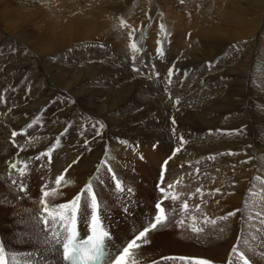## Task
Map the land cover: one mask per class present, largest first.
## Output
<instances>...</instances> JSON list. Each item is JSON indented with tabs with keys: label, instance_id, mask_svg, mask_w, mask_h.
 Here are the masks:
<instances>
[{
	"label": "bare ground",
	"instance_id": "6f19581e",
	"mask_svg": "<svg viewBox=\"0 0 264 264\" xmlns=\"http://www.w3.org/2000/svg\"><path fill=\"white\" fill-rule=\"evenodd\" d=\"M4 1L0 0V22L4 25V27L0 28V35L4 34L10 37H12L13 34L14 36L17 35L21 38L20 40H24V42H26L24 44L27 45L28 43H30L33 47L32 49H34V54H36L37 56V60L40 62H44L46 55H48L49 53H54L57 49H60L63 46H68L71 44L76 45L75 43L78 44L82 43L83 41L86 42L85 40H88V42L89 40H94L95 37H101L103 35L107 36V34L109 33L108 28H110L109 31L114 30L117 37L118 35L122 37L128 30L135 29L139 25L140 22L138 21V18L139 16L142 17L143 10L147 11L149 9L148 5L150 0H133L136 4L135 8L131 6L134 5L130 4L131 0H112L114 4L116 3V6L114 7H106L107 3L110 0H86V3H83L79 0H44V4L46 6L40 7L25 5L22 7L15 6L14 8H11V6L8 5L9 2L4 3ZM190 1L204 2L207 3V5L210 2V0ZM246 1L244 0V2L242 3L238 0H217L213 2V5L216 6V10H214L216 15L219 14L221 19H227V22L232 21L230 23H233V20L234 22L237 21L238 24H241L240 26L238 25V27H240L239 29H242L240 34L249 36V34H255L257 33V31L252 29H256V27L253 26V16H249L253 15V10L248 8L249 4H251L254 0ZM256 1H259L261 4H256L255 7L261 9L262 2L264 3V0ZM125 4H129L128 7L124 8L125 10H123V13H126L124 14L123 18L122 16H119L126 22L128 27L122 28L119 26L120 21L117 18L118 13L116 12V10L119 6L122 7L123 5L124 7ZM244 5H247L248 7ZM147 7L148 9H146ZM203 7L205 9V4ZM181 18L180 16H177V21L173 24V28H176V30L174 31L176 36L181 35L180 32L185 33L184 31L182 32V29H185L187 27L184 23L185 21L183 22V18ZM203 19L205 18L198 19V21L195 22L196 25L190 27H194V31L196 30L199 33H203L200 36L202 37V39H204V44L207 45V47H209V50H211L212 52L216 49L217 46L218 49L222 48L226 43L225 40L230 39V33L225 28H222L221 24L218 25L215 21L214 23L212 20L205 22ZM260 19L262 18L260 17ZM238 20L240 21V23ZM237 22L235 24H237ZM224 29L226 30V32H224ZM236 29H234L233 31H240ZM109 34L112 35V33ZM233 34L234 33L232 32V34L230 35ZM153 36L151 35V33L148 36L150 41L152 42L155 41ZM261 36L264 39V35ZM252 37L253 36H251V38ZM122 41L123 39H121L119 42L121 46L123 44ZM230 43L231 42L226 43L225 45H229ZM259 46L261 45H258L257 47ZM173 48H176V45L175 47L173 46ZM243 48L239 49L245 50V48ZM261 50L263 51L264 48ZM249 51L250 49L246 52ZM263 54L264 53L262 52V55ZM255 58L256 56L254 57V59ZM260 58H256V60H259ZM82 59L81 61H83ZM33 60L34 59L30 57L26 58V56H24V58L22 59V61L26 63L25 65L28 67V69H31L33 67ZM86 60L83 63L80 62L82 66H80V70L77 72L75 71V69L70 71H65L64 69L61 71L60 69H57L55 65L53 66L52 70L53 74H50L49 77H46L48 82L52 81L50 85H48V83H44L42 84V86L39 85V88H32L35 91V93L32 95L27 89V93L29 95L28 101L25 103V105L23 104V106L17 108L23 111L22 115L24 121L32 117V115L29 113L30 109L34 108L36 110L41 105L45 106L47 109L51 105V102H56V100H58V104L57 108H53L54 106L52 108H49L51 110L52 117L49 122V126H46L48 127L47 130H44V133L43 131H41V136L39 135L41 139H34V144L31 143L34 146L32 147V149H30V151L28 149L32 145H30L29 147L25 146V156L23 158L21 157V159L26 160L28 156V158H30L39 155H34L35 152L34 154H31V152L36 147H39L38 149H40L41 147L45 146L44 144L48 142L47 140L50 141L51 137L61 136V133H64L62 137L66 139L68 138L69 140L66 141L69 142L67 144L65 143L64 146H60L62 143H64L65 140H63L62 138V143L59 145L57 150L56 160H58L57 162H60L59 160L63 158V160L72 164V168H70V171L67 173V175L64 174L66 175L67 180L72 181V183L67 184L61 190H59L62 195L52 201V203H64L63 201L71 197L73 192L75 191V188L78 187L83 180H85V177L88 176V173L93 177V179L96 176H99L100 179L101 177H103L104 179L105 176V178L107 179V176L111 174L107 172L105 167H102L100 171L97 172V166L100 165L104 160H106L108 162V165L111 166L110 163H112V161L109 156L111 154H116L114 162L118 166V168L113 165L116 169L111 166L112 171L119 177L120 181L121 179L124 180V184H127V187L131 186V189L136 191L135 197H133L132 192L129 193L127 191V193H123L122 195L114 193V185L106 186L103 191H97L94 189L97 195V199L100 203V216L103 219L106 228L109 229L112 233L110 245L112 246V250H114V248L118 247L119 249L122 246H125L129 240L134 238L139 230H142L143 227L148 224V222L155 216V200L163 199L164 195L160 191L152 189L150 179L152 178V163L156 165V168L160 170V172L167 167V165H164L165 157L160 156L163 155L164 152L163 154L159 151L154 153L152 151L150 152V150L147 149L148 161L142 163L138 160L136 161V159L133 158L135 157V154L133 153L134 147L137 148L138 146L140 149L144 150L148 148V146L150 147L151 144L159 143V145H163L164 147L166 144H173L175 145L176 149L178 147H181L180 137L182 133H184L185 135L183 136V139H185L183 140V143L188 146H185L184 148H182V146L181 151L176 153L175 156H171L172 158L169 159V164L172 167H175L176 171L182 172H178L177 175L173 176L169 174L167 180L165 173L163 183H161L160 181V173H158L159 176L156 178L161 187L167 188L168 184H175L176 186L172 191L173 194L179 195V199H177L175 202H173L171 199L163 201L164 204L162 203V205L165 207L166 214L169 217L168 222L165 225L159 226L156 230L150 232L147 237L150 243L144 245L135 253V255L137 259H139L140 264H152L154 260L160 261V264H180V262L163 261L160 259L161 257L165 256L205 258L213 261V264H227L231 248L233 244H236L237 242V236L243 235L241 233V228L245 226L242 224L241 214L237 213L236 216L231 217L228 221L218 220L216 226L205 224L203 221L205 216L209 220H214L218 217L226 215L228 212H232L235 209L241 208L246 199H248L250 202L252 199H259L258 197H251V192H264V185L261 183V181L252 179L254 177L264 178V176L261 175V173L264 174V143L263 140L252 142V137L257 131L256 128L264 124V111H260L261 109H257L256 111L255 109V103L258 102L260 98L252 100V97L254 95L256 96L259 94L258 89H254V87L257 86V82L253 86L254 78L257 77L255 76V74H257L258 71L256 72L254 70L252 74V70H247V67L249 66L246 67V65H244V67L240 70L234 69L235 72L239 71L241 75L239 73L232 72L233 74H237L238 76L240 75L237 79L235 78L237 75L235 77L233 75V77H230L229 79L226 75L227 80L223 81L222 79L220 83L218 82V78L214 77V74L213 78L214 80H216V84L219 83L218 85H215L216 87L219 86L220 88L216 91V97H213L211 95L213 86H209L208 83L207 85L209 87H207L205 91H203L204 89L200 88L203 86L194 87V95L190 94L193 101L190 102V104H188L187 106L182 103L185 107V115L180 109L176 114H174L173 111L176 112L177 109L176 105L174 106L165 104L163 103L164 99L160 98V100H163L162 102L158 99V97L148 98L143 94L141 96L142 99L138 100V96H136L134 92L137 90L139 91V89L143 87L141 85L143 83L141 82H134V80L131 83L127 81L112 82L111 79V86H106V84L103 86L100 85V87L92 86L93 84H100L99 82H101L102 80L100 78L104 77V75L102 74L105 73V70L92 71L91 67H93V65H88V63L90 62H87L88 60ZM260 63L261 61L259 60L258 64ZM228 66L230 67V65ZM253 66L255 67L257 65L254 64ZM224 68L225 67H223L222 69L225 72L233 71L225 70L226 68ZM263 71L264 70H262V72ZM98 73L102 75L99 78L100 80H98ZM251 74L253 76H251ZM199 77L200 79L205 78L204 76V78H201V76ZM260 77H263L261 80L262 83H264V74H262ZM32 79L33 78L31 77L27 78L28 84H31ZM149 79L150 78H148V80ZM200 79L198 80L200 81ZM261 80L259 79L258 82H261ZM54 81H56L57 84H55ZM231 81L233 83L232 86L229 83ZM34 85L37 84L35 83ZM194 85L196 86V83ZM170 88L169 90H171ZM199 88L202 90L198 92ZM94 89H100L98 90L99 98H93L94 95L97 96V93L93 91ZM260 90L262 89L260 88ZM207 92L211 95V97L206 96ZM152 98L158 99L159 101L156 102ZM98 99H101V102ZM147 100L149 102L151 101L153 104L144 105L145 107H142L143 110L140 109L142 103L146 104L148 102ZM139 101H142V103H137ZM166 101H168V98ZM63 103L65 104L64 107H60ZM251 103H253V105H250ZM259 103L261 102L259 101ZM43 106L42 109L44 108ZM167 108L169 109L168 111L166 110ZM64 110H66V112ZM62 111L64 112L62 113ZM157 111L162 112L158 113ZM163 111L168 113L170 112L172 114L169 113V115H166ZM108 114H112V118H102L104 116H108ZM252 115H254V117H252ZM94 118H99L101 120V123L105 127L111 126L114 130L119 127L124 130V132L128 131V133L126 134L123 132H117L119 134L121 133L120 138H116L115 136H113L115 138L112 140L108 135H104V137L102 135H96L97 137L95 138L97 139L94 138V140H92L90 143L88 141L89 145L84 147V141L91 138V132L93 131L90 130L91 123L96 121ZM173 119L175 120V124L172 123ZM13 123L10 119H7L5 121L0 119V136L4 137L5 134L8 135V132L13 129V126L11 125ZM19 124H21V122ZM66 128L70 130L65 132ZM173 129H175V131H173ZM104 134L113 135V133L108 132V130L105 131ZM7 138H5V143H7V141L10 139L9 138L7 140ZM150 141L153 142L149 143ZM106 142L109 145L108 148H111V150H103V154L101 150L104 146V143ZM138 142L140 144H138ZM10 143L12 142L10 141ZM95 144L98 145L94 147L93 145ZM254 145H258V147H255ZM7 146L9 145H5L4 142L1 141L0 179H2L4 183H8V181L10 180L8 176L9 170L7 168V164L17 159L14 158L16 157L15 150L11 146V144V147ZM252 146H254V148H252ZM88 149L91 150L89 151ZM113 149H118V152L112 151ZM261 155L263 157H261ZM194 158L198 160V166H191V163H197L191 162L190 167L185 168L189 164L187 162L185 163L182 160L188 159L189 161H191ZM74 159L75 161H77V163L75 164H73ZM66 162L64 165H67ZM41 164H44L45 166L41 167ZM95 164L97 165L96 167H94ZM48 165L44 163V160L36 161L31 164L30 169L44 170ZM59 166L56 165L53 166V169L51 168L53 170H51L52 173L54 172V175L56 174L55 176L60 175V171L63 170L62 168L64 166H62V168H59ZM218 170L221 171V178H223L220 182L218 180V176H220L218 175ZM123 174L131 179L121 178L124 177ZM51 180L52 182H54L53 179ZM109 181H111V179ZM112 181L110 182V184L112 183ZM177 181L180 182L176 183ZM113 183L115 182L113 181ZM33 187L40 189L41 185H27L28 192L31 191ZM93 187H96L95 182ZM197 189L201 190L202 195L201 193L196 192ZM216 189H219V191L217 192ZM36 192L37 190H33L32 193H30L31 199L26 202L27 204H30L29 209L26 213L23 212L22 215L20 210L19 218L16 221L13 220V222H11L12 220L9 219L10 221L3 222V220L5 219L0 218V240L4 242L6 249L10 252L35 251L47 247L35 242L37 233L40 230L39 226L35 224V221L33 219V217L36 215L37 209L39 208V205L36 203V201H38L40 193L38 197ZM181 193L182 196L180 195ZM193 193H195V195H193ZM221 193L223 194L222 199ZM17 196H15V199L18 200L15 203V206H18L19 210L21 209V207H23L21 203H24L26 199L21 196ZM12 200L14 199L11 198V201ZM185 200L189 204V210L187 212H183L186 217L182 215L179 218L182 219L184 217L183 219L185 220V226L178 227L174 222L176 221V219H178V216L180 214H178L177 212H181V205ZM196 205L200 206V211H196ZM11 213H13V211ZM87 213L89 216L90 209H88L84 213V215L81 216L79 221L81 233L83 232L82 234H86L88 232V222L86 221L87 219H85ZM193 215L197 217L196 223L198 224V226L204 229L199 237H197L196 234L192 233L190 228L187 227V225L191 223L189 217ZM253 215H255V212H253ZM253 223H255L256 228L262 227L259 224L258 219L256 221H253ZM221 228L224 229L223 232L220 231ZM253 231L254 229L245 227L246 233H250ZM258 251H261V249H258ZM249 258L252 261V264H264V259H261L259 256L254 257L249 254ZM36 259L41 261V264H56L61 262L59 254L57 252L44 251L42 255L38 254Z\"/></svg>",
	"mask_w": 264,
	"mask_h": 264
},
{
	"label": "rangeland",
	"instance_id": "374dc122",
	"mask_svg": "<svg viewBox=\"0 0 264 264\" xmlns=\"http://www.w3.org/2000/svg\"><path fill=\"white\" fill-rule=\"evenodd\" d=\"M79 1H81L83 3H86V0H79ZM135 1L131 0V3H130V4H134L135 5V6L131 5L133 8L136 7V4L134 3ZM214 1H217V0H210L209 4L207 5V3H204V2H199V1L198 2H194V1H190V0H150L149 1V5H148L149 9L147 7L146 9H148V10L147 11L143 10L142 17L139 16L138 21L140 23L135 28V32H134V34L131 37L128 35V33L131 32L133 29L128 30L125 33V35H123L122 37H120L118 35V37H119V39H118L115 31L114 30H110L109 31L110 28H108V32L112 33V35L108 33L107 36L103 35L101 37H95V39L93 38L96 41L89 40V42H88V40H85L87 43L83 41L82 43H78V44L75 43L76 45H72L71 44V45H68V46L67 45L63 46L62 48L57 49L58 51L56 50L54 53H49L50 55L49 54L46 55L44 62L38 61L37 58H36L37 57L36 54H34V52H33L34 49H32L33 48L32 45L30 43H28L27 45L24 44L26 42H24V40H20L21 38L18 37L17 35L14 36V34L12 33L13 36H14V37L12 36L13 38L8 36V35H4V34L0 35V42L2 41L0 43V119L3 120V121H5L7 119H10L12 121V123L14 122L13 124H11L13 126V129H11V131L8 132L9 134L8 135L5 134L4 137L0 136V138H1L0 139V143L2 141V142H4L5 145H9L7 147H11L12 146L14 148V150H15V155H16L17 151H19V149H18V147L13 145V143H10V141L12 142V140L15 139L16 145H19V146L22 145V146H24V149H25V146L29 147L30 145L34 144V139L37 140V139L40 138L41 133H42L41 131H43V133H44L45 132L44 130H47L48 127H46V126H49V124H50L49 122H50L51 117H52L51 116L52 113H51V110L49 108H52L53 106H54L53 108H57L58 100H56V102L55 101L51 102V105L47 109L43 105L39 106L38 109H36V110L34 108L30 109L29 113L32 115V117H30V119L24 121L23 120L24 118H23V115H22L23 111L19 110L17 108H19L20 106H23V104L25 105V103L28 101L29 95L27 93V89L30 92V94L32 95V94L35 93V91L33 90L34 87L35 88H39V85L42 86V84H44V83L45 84L48 83V85H50L52 81L48 82L46 77H49L50 74H53V72H52L53 66L56 65L55 67H57V69H60L61 71L64 70V69H65V71H70V70H74L75 69V71L77 72V71L80 70V66H82L80 62L83 63L86 59L88 60V61L86 60L87 62H90V63H88V65L89 64L93 65V67H91L92 71L93 70H105V73L102 72L103 73L102 75H104L103 78H100L102 75L100 73H98L99 74L98 75V80L102 79L101 82H99L100 84H98V85L97 84H93L92 86L100 87V85L103 86L105 84H106V86H111L112 82H116V81H118V82H126L127 81V82L131 83L134 80V82H141V83H143V84H141L143 87H141V89H139V91L137 90L139 93L137 91L134 92V94H136V96H138L137 97L138 100L142 99L141 96L143 94L145 96H147L148 98L158 97L159 100H160V98L164 99V102H163V100H160V101H162L165 104H170V105H174V106L176 105L177 109H176V112L173 111L174 114H176L179 111V109H180V110L183 111V113L185 115H186L185 110H184L185 107L183 105L185 104V106H187L188 104H190V102L193 101V99L190 96V94L194 95V93H195V92H193L194 87L203 86V87H200V88L204 89L203 91H205V89H207V87H209V86L212 87L213 86L212 87L213 91L211 90L212 91L211 95L213 97H216V95H215L216 91L220 89L219 86L216 87V85H218L222 81V79H223V81L227 80L226 75L228 76V79L230 77H233V75L235 77L237 74H233L232 73V72H235L234 69L235 70H240L241 68L244 67V65H246V67L249 66V67H247V70H252V72H251L252 74H253L254 70L256 72L258 71V73H259V74L258 73L255 74V76H257V77L254 78V82H253V86L257 82V86H255L254 89H256V90L258 89V93L259 94L256 95V96L254 95L252 97V100L260 98L259 101L261 103H259V101L256 102L255 103V105H256L255 109H256V111H257V109L258 110L261 109L260 111H264L263 110V108H264V95H263V93H264V83H262V80H261L263 77H260L262 74H264V71L262 72V70H264V66H263L264 65V60H262V59H264V57H263L264 54L262 55V52L264 53V50L263 51L261 50V49L264 48L263 47L264 46V41H263L264 39L261 36V35H264L263 34L264 33L263 32L264 31V25H263L264 24V21H263L264 20V10H263L264 9L263 8L264 3L262 2V8H261L262 10L260 8H256L255 7L256 4H261L259 1H256V0L252 1V3L249 4V7L247 5H244V6L248 7L249 9L253 10V15H249V16L250 17L253 16V26H255L256 29L255 28H252V29L257 31V33H255V34L251 33V34H249V36L248 35L244 36V35L240 34L242 29H239L240 27H238V25L240 26L241 24H238L237 21L234 22V20H233V23H230L232 21H230V22L228 21L227 22L226 21L227 19H223L222 18L223 19L222 20L220 18L219 14H217V15L215 14L214 10H216V6L213 5ZM238 1H240L242 3L244 2V0L243 1L242 0H238ZM6 2H9L8 5H10L11 8L12 7L14 8L15 6L16 7L17 6H21L22 7V6H25V5H33V6H40V7L46 6L44 4V0H31V1L30 0H28V1L27 0H5L4 3H6ZM204 4H205V9L203 7ZM128 5L129 4H125L124 7H123V5H122V7L119 6L118 9H117L118 11L116 10V12L118 13V14L117 13L116 14L118 15L117 18H118L119 21L121 19L120 16H122V18H123L124 14L126 13V12L123 13V10H125L124 8H127ZM114 6H116V3L114 4V2L112 0H110L107 3V5H106V7H114ZM22 10H23V8H22ZM143 15H144V17H143ZM177 16H180V18L182 17L183 18V22L185 21L184 23L187 26L185 29L183 28L184 30L182 29V32L184 31L185 33H181L180 32L181 35H178V36H176L175 32H174L176 30V28H173V24L177 21V19H176ZM260 17L262 19H260ZM200 18L201 19L205 18V19H203L205 22L206 21H211V20L213 22L215 21L216 24H218V25L221 24V27L225 28L230 34H232V32H233L234 36L230 35L228 33L229 36H230V39H226L227 41L225 40L226 43H229V42H231V43L229 45L228 44L225 45L226 44L225 43L224 44L225 47L222 45L223 47L221 46L222 48H219V49H218V46H217L216 49H215L216 52H215V50L213 52L211 50H209V47H207V45L204 44V39H202V37L200 36L203 33H199L196 30L194 31L193 30L194 27H192V28L190 27V26L196 25L195 22H197L198 19H200ZM224 18H226V17H224ZM261 21H263V22H261ZM220 22H222V23H220ZM236 22H237V24H235ZM259 22H261L262 24L259 23ZM239 23H240V21H239ZM161 24L164 25V31H161V28H160ZM0 25H2V26H0V28L4 27V25L1 22H0ZM233 26H234V28H233ZM236 28L238 30H240V31H237V32L233 31ZM150 29H152V30H150ZM225 29H224V32H226ZM260 30H261V32H260ZM149 32L151 33L152 36L154 35L153 36L154 40H155L154 42L150 41V39L148 37L149 34H150ZM235 33H236V35H235ZM16 36H17V38H16ZM251 36H253V37L251 38ZM178 37H179V39H178ZM237 37H239V38H237ZM121 39H123L122 46L119 44ZM261 39H262V41H261ZM158 41L160 42L159 44H158ZM179 41H180V43H179ZM133 42H135L137 44V47L140 49L139 52L135 53V59H133V52H132L131 48L129 47V45L131 43H133ZM193 43H195V44H193ZM261 43H263V44H261ZM180 44H182V45H180ZM175 45H176V48H173V46L175 47ZM258 45H261V46L257 47ZM158 47H162L163 52H164L163 56H160V55L156 54L157 53L156 49ZM196 47H198V48H196ZM243 47L245 48V50H246V47H247L246 51H248L249 49H250V51L246 52L245 50H241ZM252 47H253L254 50L252 49ZM239 48H241V49H239ZM171 49L172 50L174 49L173 52H172ZM145 50H147V51H145ZM180 51H181V53H180ZM243 51H245V52H243ZM209 53H211V54H209ZM24 56H26V58L30 57V58L34 59L32 61L33 67L31 69H28V67L25 65L26 63H24V61H22ZM246 56H247V58L248 57H250V58L247 59ZM255 56H256L257 59L261 57L259 59L261 61L260 64H258L259 60H256V58L254 59ZM257 56H259V57H257ZM89 57H90V59H89ZM81 59L83 61H81ZM242 59H243V61H242ZM247 63H249V64H247ZM253 63L255 65H257V66L254 67ZM228 65H230V67ZM258 65H259V68H258ZM51 66H52V69H51ZM133 66H135L136 68H138L140 70L139 73L136 72V71H133ZM234 66H237V67H234ZM49 67H50V70H49ZM169 67H172L173 68V72H174V74H173L174 77L172 76V78H171L172 79V83L171 84H169L167 82V70H168ZM223 67L226 68V69L224 68L225 70H233V71H228L229 73L225 72L222 69ZM229 68H232V69H229ZM81 70H83V69H81ZM44 72H46L47 74L44 73ZM157 72L159 73V76L155 75V73H157ZM235 73H239L240 74L239 71H236ZM43 74H45L46 76L43 75ZM252 74H251V76H253ZM213 75H214V77L218 78V82L219 83L216 84V80H214ZM181 76H184V77H181ZM199 76H201V78L205 77L206 79L205 78L204 79H200ZM239 76L237 75L235 78L237 79ZM28 77L33 78L31 80V84H28V80H27ZM148 78H150V79L148 80ZM197 78L200 79L201 82ZM40 79H41V81H40ZM111 79H112V82H111ZM259 79L261 80V82H258ZM234 80H233V83H234ZM33 81L37 85H34L35 83ZM191 81H192V84H191ZM40 82H43V83H40ZM54 82H55V84H57L56 81H54ZM195 83H196V86L194 85ZM207 83H208L209 86L207 85ZM229 83L232 86V84H233L232 81L229 82ZM172 86L176 87V88H173ZM186 86H187V88H186ZM253 86H252V88H253ZM258 86H260V87H258ZM170 87H172V88H170ZM178 87H180V88H178ZM169 88L172 91L169 90ZM200 88H199L198 92L200 90H202ZM260 88L262 90H260ZM98 90H100V89H96V90L94 89L93 90V91H95L97 93V96L94 95L93 98H95V97L99 98V96H98V94H99L98 92L99 91ZM142 91H144V92H142ZM169 91H170V93H169ZM180 93H181V95H180ZM211 95L208 94V92L206 94V96H209V97H211ZM167 98H168V101H166ZM152 99H154L156 102L159 101L158 99H155V98H152ZM177 99L180 101L179 104H177L175 102ZM99 101L101 102V99ZM64 103H66V102H64ZM64 103L60 107H64V105H65ZM137 103H142V101H139ZM182 103H184V104H182ZM148 104H153V103L151 101L150 102L148 101L146 104L142 103V106H141L140 109L143 110V108L145 107L144 105H148ZM250 105H253V103H251ZM42 106L44 107L43 109H42ZM13 110H15V111H13ZM166 110L168 111L169 109L167 108ZM64 111L66 112V110H64ZM64 111H62V113ZM182 111H181V113H182ZM45 112H46L47 115L45 114ZM157 112L160 113L162 111H157ZM48 113H49V115H48ZM169 113L168 112H164V114H166V115H169ZM170 114H172V113H170ZM20 117H21V119H20ZM252 117H254V115H252ZM37 118H39V119H38L37 123L33 124L34 128L33 127L32 128H27V125L32 123L34 120H37ZM102 118H104V119L112 118V114H108V116H104ZM95 120H96L95 122L91 123V129L90 130L91 131L93 130V131L91 132V138L89 140H87V141H89V143L92 140H94L95 137H97L96 136L97 135L96 134V130L99 128V124L97 122L101 123V120L99 118H97ZM17 122H18V124H17ZM20 122H21V124H19ZM263 126H264V124L261 125V126H258L256 128L257 131H256L255 135L252 137V140H253L252 142L257 141V140H259V141L263 140V143H264V128H263ZM108 127L106 126V127L103 128L101 135L103 137H104V135H108V136L111 137V140L114 139L115 137L116 138L117 137L120 138V134L121 133L119 134L117 132H123V133H126V134L128 133V131L124 132V130H122L119 127H117V129H115V130L112 129L111 126H108ZM105 128L108 130V132H112L113 135L104 134V132L107 131ZM25 129H26V131H23L22 135H18L15 138L11 136L12 131L16 130L18 133H20V132H22V130H25ZM262 132H263V134H262ZM184 135L185 134L182 133L181 136L183 137ZM113 136H115V137H113ZM56 137L57 136L51 137L50 138L51 142L49 140H47L48 142L46 144H48V145L44 144L45 146L41 147L40 149H38L39 147H36L31 152V154H34V152H35L34 155H37L40 152L46 151L47 148H49V146H51L53 143H55V138ZM3 138H4V140H3ZM5 138H7V140L10 138L8 140L9 143H8V141H7V143H5ZM62 138L63 137L61 136L60 144L62 143ZM176 138H178V137H176ZM95 139H97V138H95ZM63 140H64V143H62L60 146H62V145L64 146L65 143L67 144L69 142V141H66V140H69L68 138L67 139L63 138ZM29 141L32 144L29 143ZM85 141H84V143H85ZM151 142H153V141H150L149 143H151ZM89 143L87 145L84 144V147L88 146ZM10 144H11V146H10ZM110 144H111V142H110ZM138 144H140V143L138 142ZM97 145L98 144H95L93 146L96 147ZM166 145H168V146H166ZM166 145L164 147L163 145H159V143L158 144H151L150 147L148 146V148H146L144 150L140 149L138 146H137V148L134 147V152L133 153L135 154V157H133V158L136 159V161L138 160L139 162H142V163H145L146 161H148V159H147L148 158V154H147L148 150H150V152L152 151L154 153L159 151V152H161L163 154V152H164L163 155H160L161 157H165L164 158L165 159L164 162L166 160L168 161L167 167L164 170H162L160 172V170H158L156 168V165H154L152 163V170H151L152 178H150V179H151L152 189L156 190V191H159L158 190V185H156V184H159L157 179H156L159 176L158 173H160V175H161V173L163 172L164 176H165V173H166V180H167V178L169 177V174L171 176H173V175H177L178 172H182V171H176L175 167H172L169 164L170 163L169 157H171L172 153L175 151V145H173V144L172 145L171 144H166ZM33 146L34 145L30 146L28 150L30 151V149H32ZM185 146H188V145H185L183 143V147L182 148H184ZM254 146L258 147V145H254ZM254 146H252V148H254ZM3 147H6V146H3ZM108 147H109L108 143L107 142L104 143V146L102 147L101 152H103V150L104 151H108V149L111 150V148H108ZM161 148H163V149H161ZM57 150H58V148L52 154V158L53 159H51V161H52V162H50L51 164L50 163H46L47 159L46 158L44 159V163H46L47 165L49 164L48 166H46V169H44L45 171L42 170V169H34V170L30 169L32 172L30 171V174L25 179L26 185H37V186H39V185L47 183V184H49L51 186H54V182H52L51 179H53V181H54L55 178H56V176H55L56 174L54 175V172L52 173L53 166H56V165L57 166H59V165L64 166L63 168H62V166H59V168L63 169L62 171H60V173H64V174L67 175V173L70 171V168L68 166L72 165V164H70L69 162H66L65 160H63V158H61L63 161L60 159L59 160L60 162H57L58 161V160H56ZM112 151H117L118 152V149H113ZM165 153H167V154H165ZM103 154H104V152H103ZM103 154H102V156H103ZM24 156H25V151L20 152L19 156L16 155V157H14V158H17V159L20 158L21 159V157L23 158ZM28 157L26 158V160L28 159ZM141 157H143V159H141ZM261 157H263V156L261 155ZM109 158L111 159V161L113 163V164L110 163L111 166L113 168H115V167L118 168V166L114 162V158H116V154H111L109 156ZM194 159H192L191 161H189L188 159H183L182 161H184L185 163L187 162L189 164L187 167H185V165H184V167L185 168L190 167V163L191 162H193V163L197 162L196 164H192L191 163V166H195V167L198 166V163H199L198 160H196V158H194ZM64 161L66 162L67 165H64L65 164ZM74 161H75V159H74ZM222 163H223V160H222ZM96 164H95L94 167L97 166ZM65 168L68 169V171L66 173L64 172ZM171 171H173L174 173L171 172ZM216 173H218V172H216ZM39 174H41V175H39ZM52 175L55 176V177H53ZM66 175H65V180H67ZM87 175L88 176L85 177V180H83L79 184V186L75 188V191L73 192L72 196L69 197L67 200H65L63 202L70 201L69 199L72 200V198H74L81 191V189L89 181L90 178L93 180V186H94V182H95L96 187H94V189L97 190V191H103V189L106 186H112V185L115 184V183H113L114 180L112 181L111 175L107 176V179L105 178V176H104V179H103V177H101L102 183H100L99 181H95L96 177H94V179H93V177L90 176L89 173ZM218 175H220V176H218V180L220 182L223 179V178H221L222 177L221 176V171H219ZM261 175L264 176V174H262V173H261ZM123 176L124 177H121V178L131 179V178H128V176L126 177L125 174H123ZM108 178H109V180L111 179V181H112L111 184H110L111 181H109ZM116 178L119 179V177L117 175H116ZM153 178L155 179V182H154ZM259 180L260 181H264V178L261 177ZM9 181H8V183H4V181L2 179H0V211L2 212V213L0 212L1 213L0 214V216H1L0 218L5 219V220H3V222L10 221L9 219L12 220L11 222H13V220L16 221L19 218V215H20L19 213L21 212V215L23 214V212L26 213L28 211L29 205H30V204L26 203V202L29 201V199L24 197V196H22V195H20L17 192V190L13 188V186L11 185V183ZM128 181H131V180H128ZM160 181H161V179H160ZM121 182H123V184H124V180L123 179H121ZM124 185L127 186V184H124ZM155 185H156V187H155ZM63 187H61L59 190H61ZM128 187L131 188V186H128ZM35 188L36 187H33L32 190L28 192V194L30 195V193H32L33 190H37L36 194L38 196L39 193H40V189H37V188L35 189ZM263 190H264V188H263ZM133 191L136 194V191L135 190H133ZM16 194L17 195L19 194L18 196H21V197L26 199V201L24 203H21L23 207H21V209H19V210H18V206H15V203L18 201V200L15 199V196H17ZM180 195L182 196V193ZM222 197H223V194L221 196V199H222ZM11 198H13L16 201H14V200L11 201ZM2 202H3V205H2ZM17 210H18V212H17ZM12 211H13V213H11ZM9 212H10V214H9ZM177 213L180 214V215L178 216V219H176V220H179V218L182 215H184V214L182 212H177ZM3 214H4V216H3ZM10 215H12V216H10ZM184 216L186 217V215H184Z\"/></svg>",
	"mask_w": 264,
	"mask_h": 264
},
{
	"label": "snow or ice",
	"instance_id": "6c2138e0",
	"mask_svg": "<svg viewBox=\"0 0 264 264\" xmlns=\"http://www.w3.org/2000/svg\"><path fill=\"white\" fill-rule=\"evenodd\" d=\"M120 27H128L126 22L121 19ZM161 31H164V25H160ZM135 32L133 29L128 35L131 37ZM160 42L158 41V44ZM133 52V59H135V53L139 52L140 49L137 47L135 42L129 45ZM157 54L160 56L164 55L162 47L156 49ZM133 71L139 73V69L133 66ZM173 68L169 67L167 70V82L172 83ZM159 76V73H155ZM179 104V100L175 101ZM34 120L32 123L27 125V128H32L33 124L37 123ZM99 128L96 130L97 135L102 134V130L105 127L102 123L97 122ZM175 124V120H172ZM22 132L18 133L13 131L11 133L12 137H17L22 135ZM68 129H65L67 132ZM175 131V129H173ZM64 133H61V136ZM61 136L55 138V143H53L46 151L40 152L39 155L35 157H30L27 160L16 159L7 164L8 176L10 178V183L17 192L31 199L28 194L27 185L25 183L26 177L30 174V166L36 161H41L47 158L46 163H50L52 159L53 152L59 147L61 142ZM181 147L183 146V137H180ZM13 145H16V141H12ZM31 143V142H29ZM126 143V142H122ZM88 141H85V145ZM19 151L16 153L19 156L20 152L25 151L23 146L16 145ZM181 147L175 149L172 156L181 151ZM89 151L91 149H88ZM172 157H169L171 159ZM143 159V157H141ZM77 161H73V164ZM168 161L164 162L166 166ZM22 165V166H21ZM41 164V167H44ZM69 168L72 165L68 166ZM102 167H105L107 172L111 174L112 179L115 182V188L117 191L123 192L125 188L122 182L116 178L115 173L112 171L110 165L106 160L102 161L100 165L97 166V172L100 171ZM68 169H65L66 173ZM198 171V170H197ZM96 181L102 183L99 176H96ZM164 175L161 173V183H163ZM254 180H259V177H254ZM177 181L176 183H179ZM72 183V181L65 180L64 173L56 176L54 180V186H50L45 183L41 185L40 197L36 203L39 205L36 215L33 217L35 224L39 226L40 230L37 233L35 242L47 247L43 249H38L35 251H25V252H10L6 249V246L2 240H0V264H41V261L37 260L38 254L42 255L44 251L57 252L59 254L62 264H140L135 253L140 250L144 245L150 243L148 240V235L150 232L156 230L159 226L165 225L169 217L166 214V210L162 207L164 200L171 199L175 202L179 199L178 194H173L175 184H168L167 188L160 187L158 185V190L164 194L163 199L157 201L155 208L157 212L155 216L148 222V224L139 230L138 233L129 240L122 249H117L115 253L112 251V246L110 245L109 232L104 230L101 224L100 217V203L97 199V195L94 191L93 180L90 178L89 181L84 185L81 191L70 201L64 203H52L57 197L62 195L59 189L67 184ZM264 184V181H261ZM127 192L131 193L133 190L131 188L126 189ZM218 192L219 189H216ZM197 193H201L200 189L196 190ZM251 197H258L259 199H252L251 202L246 199L243 206L239 209H235L232 212H228L226 215L218 217L214 220H209L206 216L204 218L205 224H211L212 226L217 225V221H228L231 217L241 214L242 224L249 229H254L253 232L246 233L245 227L241 228L242 236H237L236 244H233L231 251L228 256L227 264H252L249 258V254L252 256H259L264 259V192H251ZM195 195V193H193ZM202 195V193H201ZM90 209V215L86 216L88 227L90 229V234L86 238H81L80 232L78 231V224L80 218L84 213ZM196 211H200V206H195ZM189 210V204L185 200L181 205V212H187ZM255 212V215H253ZM191 223L187 225L191 232L196 234L197 237L204 231V229L196 223L197 217H189ZM259 220V224L262 226L256 228L253 221ZM178 227L185 226V220L179 219L175 221ZM221 232L224 231L223 228L220 229ZM42 237V238H41ZM261 249V251H258ZM163 261L180 262V264H213V261L205 258H194L185 256H165L160 258ZM152 264H160V261L154 260Z\"/></svg>",
	"mask_w": 264,
	"mask_h": 264
}]
</instances>
